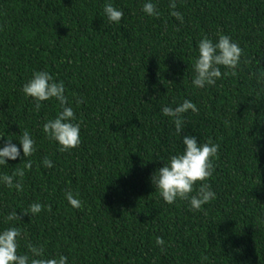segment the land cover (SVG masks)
<instances>
[{"label": "trees", "instance_id": "obj_1", "mask_svg": "<svg viewBox=\"0 0 264 264\" xmlns=\"http://www.w3.org/2000/svg\"><path fill=\"white\" fill-rule=\"evenodd\" d=\"M106 2L0 0V145H19L27 130L36 148L0 166V175L24 170L20 190L0 183V230L20 229L18 254L43 245L68 264H264V0H176L183 22L170 0H153L156 17L144 0H111L124 12L119 24L104 15ZM220 34L243 49L240 65L235 75L220 66L215 85L196 88L198 42ZM35 71L64 82L78 147L61 152L43 132L62 108L52 98L37 110L23 94ZM185 99L198 111L183 115L177 134L161 108ZM183 135L220 146L206 181L216 199L200 210L165 203L151 179L183 150ZM37 202L40 213H23Z\"/></svg>", "mask_w": 264, "mask_h": 264}, {"label": "clouds", "instance_id": "obj_2", "mask_svg": "<svg viewBox=\"0 0 264 264\" xmlns=\"http://www.w3.org/2000/svg\"><path fill=\"white\" fill-rule=\"evenodd\" d=\"M170 15L183 22V15L176 10V0H170ZM142 11L148 16H159L158 6L153 0H144ZM103 13L109 22L119 24L124 12L107 0L103 7ZM198 55L193 66L194 75L192 84L196 88H204L215 85L222 78L221 67L230 68L232 74L241 62L243 49L230 36L220 34L217 40L204 36L197 45ZM257 82L264 83V71L257 75ZM21 91L26 97L35 101V107L40 109L41 103L55 98L59 102L62 111L43 124V132L57 143L61 152L69 151L81 144V123L69 104L65 95V84L57 81L48 71H35L32 77L23 85ZM84 102L81 97L77 103ZM189 110L195 113L198 108L194 102L185 99L175 107L164 105L161 112L164 116L172 119L177 134H181L184 128L183 115ZM3 137V136H0ZM183 150L171 155L163 166L152 175V183L163 201L173 204L178 199L187 200L192 210H200L203 205L216 199V192L206 181L213 175V160L218 155L219 145L214 142L201 143L195 135L182 136ZM36 151L35 141L30 133L25 130L19 138V145L8 139L0 145V166L8 165L9 160L23 159L31 156ZM47 168L53 167V161L48 157L43 160ZM26 167H31L28 163ZM24 170L16 169L11 175H0V183L17 190L22 184L15 180L23 177ZM197 182H201L197 188ZM195 193V194H193ZM65 198L74 208H80L82 201L72 191L65 192ZM44 206L41 203H33L24 214H38ZM18 217L13 210L7 217L12 221ZM21 231L17 227H7L0 230V264H68V257L64 255L46 256L45 248L41 246H29V254H18L20 247L19 238ZM156 243L163 245L162 238H157Z\"/></svg>", "mask_w": 264, "mask_h": 264}]
</instances>
